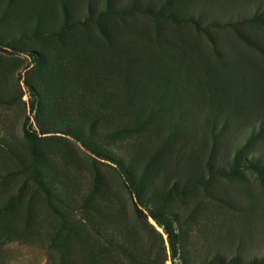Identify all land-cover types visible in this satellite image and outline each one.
Here are the masks:
<instances>
[{"label": "rangeland", "instance_id": "1", "mask_svg": "<svg viewBox=\"0 0 264 264\" xmlns=\"http://www.w3.org/2000/svg\"><path fill=\"white\" fill-rule=\"evenodd\" d=\"M0 264H264V0H0Z\"/></svg>", "mask_w": 264, "mask_h": 264}, {"label": "trees", "instance_id": "2", "mask_svg": "<svg viewBox=\"0 0 264 264\" xmlns=\"http://www.w3.org/2000/svg\"><path fill=\"white\" fill-rule=\"evenodd\" d=\"M97 25L101 27V21L97 22ZM31 55L35 58L36 54L35 53H31ZM35 101L33 100L32 102V110H34L35 108ZM27 124V123H26ZM25 124L24 127V134L26 137L29 138H39L40 135H46L49 134L51 132H47V131H42L40 133H37L36 131H31L30 129L27 128ZM99 157H102L103 155H98ZM105 159V158H104ZM135 212L138 216H144L145 213L142 209H140L138 207V205H135ZM150 216L160 225L163 227V229L165 230L168 239H169V243H170V249L172 252V258L175 260L178 257L179 254V250H180V242H181V238L180 235L178 233V231L175 228L174 225V221L173 219L168 216L167 214L164 213H156V212H151Z\"/></svg>", "mask_w": 264, "mask_h": 264}]
</instances>
